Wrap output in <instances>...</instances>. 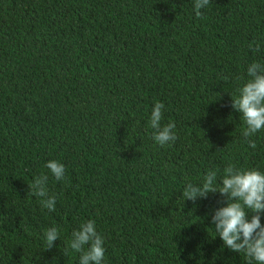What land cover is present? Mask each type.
Wrapping results in <instances>:
<instances>
[{
  "label": "trees",
  "instance_id": "obj_1",
  "mask_svg": "<svg viewBox=\"0 0 264 264\" xmlns=\"http://www.w3.org/2000/svg\"><path fill=\"white\" fill-rule=\"evenodd\" d=\"M253 62L264 0H211L201 17L194 0H0V264H79L70 241L89 219L103 264H248L212 225L224 197L182 193L210 169L221 187L229 164L264 172V129L250 148L231 107ZM156 102L176 124L165 146ZM45 174L55 211L29 191Z\"/></svg>",
  "mask_w": 264,
  "mask_h": 264
},
{
  "label": "clouds",
  "instance_id": "obj_2",
  "mask_svg": "<svg viewBox=\"0 0 264 264\" xmlns=\"http://www.w3.org/2000/svg\"><path fill=\"white\" fill-rule=\"evenodd\" d=\"M210 3L211 0H194L195 15L201 17L202 9ZM253 44L255 42L250 43L249 48H253ZM254 50H259L258 44H255ZM247 75L249 79L238 89V95L231 96V107L242 114L246 125L242 135L247 145L255 149L256 143L252 137L264 129V64L251 63ZM164 108L162 102H156L149 121L154 129L152 139L161 146L177 139L174 121L161 125ZM45 167L57 181L65 179V166L60 161L49 160ZM216 179L217 172L210 169L202 184L186 185L183 197L195 203L198 199H206L210 193L218 192L224 200L221 207L214 209L211 222L223 245L247 257L248 264H264V224L261 223V214H264V172L229 164L223 169L219 188L214 186ZM47 182L46 174L37 176L28 184L29 191L42 198V207L55 211L56 198L48 195ZM44 236L46 250H50L59 239V230L57 227L48 228ZM70 248L80 253L79 264H103L104 239L97 231L95 220H86L73 230Z\"/></svg>",
  "mask_w": 264,
  "mask_h": 264
}]
</instances>
